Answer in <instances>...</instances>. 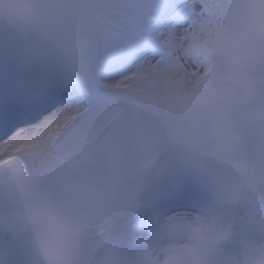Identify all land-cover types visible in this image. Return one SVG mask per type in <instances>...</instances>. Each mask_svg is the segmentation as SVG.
<instances>
[{
	"label": "rangeland",
	"instance_id": "1",
	"mask_svg": "<svg viewBox=\"0 0 264 264\" xmlns=\"http://www.w3.org/2000/svg\"><path fill=\"white\" fill-rule=\"evenodd\" d=\"M172 3L0 0V216L3 173L43 162L39 195L84 225L77 264H146L145 240L193 218L232 229L213 264L264 243V0ZM62 97L42 129L31 110ZM0 264H44L36 229L0 222Z\"/></svg>",
	"mask_w": 264,
	"mask_h": 264
},
{
	"label": "clouds",
	"instance_id": "2",
	"mask_svg": "<svg viewBox=\"0 0 264 264\" xmlns=\"http://www.w3.org/2000/svg\"><path fill=\"white\" fill-rule=\"evenodd\" d=\"M43 170V162L22 158L3 173L17 206L0 216V222L13 230L35 228L44 264H77L84 225L74 213L53 207L39 195L37 177ZM220 191L228 194L227 188ZM77 203L74 197L73 206ZM231 236L232 229L216 219L193 218L168 226L157 241L145 240L142 247L146 264H213L220 243ZM236 264H264V243L242 240Z\"/></svg>",
	"mask_w": 264,
	"mask_h": 264
},
{
	"label": "bare ground",
	"instance_id": "3",
	"mask_svg": "<svg viewBox=\"0 0 264 264\" xmlns=\"http://www.w3.org/2000/svg\"><path fill=\"white\" fill-rule=\"evenodd\" d=\"M179 30H181V32H180L181 34L183 33V31H185L184 28H180ZM151 56H152V54L144 56L143 58H150ZM138 61H139V59H137L136 62H138ZM132 67L133 66L131 65L130 67H127V68L130 70V69H132ZM127 68L119 70V72H117L114 76L112 75V76L108 77V79H113L114 81L116 80V82L125 81L127 79V76H125L124 73L128 70ZM128 78H129V76H128ZM76 100H78V99L77 98L76 99H70V97H68V98L62 97L61 99L57 98L56 100H53L52 102L55 103L54 101H56L58 103V101H61V103L51 104V106H48V107H47L46 103H43L41 105V107L35 108L34 110H31L33 112L31 114L35 115V117H33V120L34 121H38L37 124H39L40 126H43V127H41L42 129H45L46 126H48V125L50 126L51 123H54L53 121H51L52 120L51 119V115H52L53 112H56V111H58L60 109H64L66 105H75L77 103ZM41 101L45 102L44 100H41ZM27 119H29V118H24V116H22V117L17 118V124H15V122H13V119H12L11 122H9L10 124H13V125H16V126H14L15 128H13V130H12L13 132L11 131L12 133H7V136H6V139H5V144H4L5 146L6 145H10L11 143L13 144L15 142H17V143L18 142H22L24 140L25 136H22V135L19 134V131L21 129L18 128V127H22L24 125H28V126H25V127L26 128H30V126H32V125H30L31 123H27L25 121ZM9 123L6 124L7 127L8 126L10 127ZM45 124H47V125H45ZM42 129H41V131H42ZM168 209L171 210L170 208H168ZM168 214H170V213H168ZM262 231L263 232H261V233L263 234L264 233V229ZM261 233H253V236L255 237L257 234L262 235Z\"/></svg>",
	"mask_w": 264,
	"mask_h": 264
},
{
	"label": "snow or ice",
	"instance_id": "4",
	"mask_svg": "<svg viewBox=\"0 0 264 264\" xmlns=\"http://www.w3.org/2000/svg\"><path fill=\"white\" fill-rule=\"evenodd\" d=\"M184 2V0H173L172 6H171V10H174L176 7H179L180 3ZM195 8H203L205 7L204 4H195L194 5ZM176 22L178 25H182L183 23H186V21L182 20L181 17H176Z\"/></svg>",
	"mask_w": 264,
	"mask_h": 264
}]
</instances>
